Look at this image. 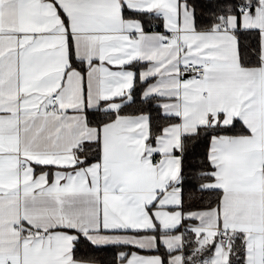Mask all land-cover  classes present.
<instances>
[{
  "label": "snow or ice",
  "instance_id": "obj_1",
  "mask_svg": "<svg viewBox=\"0 0 264 264\" xmlns=\"http://www.w3.org/2000/svg\"><path fill=\"white\" fill-rule=\"evenodd\" d=\"M0 264H264V0H0Z\"/></svg>",
  "mask_w": 264,
  "mask_h": 264
}]
</instances>
